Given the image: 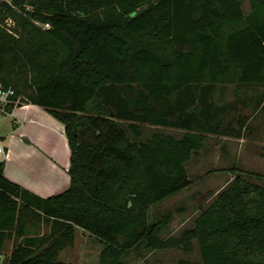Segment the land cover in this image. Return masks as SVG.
<instances>
[{
	"label": "trees",
	"instance_id": "trees-1",
	"mask_svg": "<svg viewBox=\"0 0 264 264\" xmlns=\"http://www.w3.org/2000/svg\"><path fill=\"white\" fill-rule=\"evenodd\" d=\"M248 2L245 14L244 0H0V85L62 123L70 148V186L47 198L0 162V253L13 243L3 264H68L57 251L75 227L103 245L100 264H123L141 241L195 244L199 261L177 264H264V187L239 175L179 236L162 241L169 220H149L191 185L206 136L236 132L214 88L262 106L264 0ZM143 125L183 133L141 141ZM40 225L48 233L32 234Z\"/></svg>",
	"mask_w": 264,
	"mask_h": 264
},
{
	"label": "rangeland",
	"instance_id": "rangeland-1",
	"mask_svg": "<svg viewBox=\"0 0 264 264\" xmlns=\"http://www.w3.org/2000/svg\"><path fill=\"white\" fill-rule=\"evenodd\" d=\"M249 2L244 0L242 11L249 12ZM8 26L13 23L8 21ZM234 86H216L213 92L215 105H226L228 114L225 123H230L236 131L230 137L209 135L204 140V149L187 164L188 176L192 183L184 190L154 204L149 210L150 223L169 220L162 225L157 234L159 239L166 240L193 225L201 209H205L224 190L236 176L264 187V159L259 156L264 147V101L255 109L256 100L239 101L235 97ZM246 96H252L246 92ZM259 97L261 94H258ZM245 98V97H244ZM250 98V97H249ZM0 124L5 128L7 120ZM121 125L125 127L126 123ZM246 129V130H245ZM139 140L147 139L154 132H163L180 136L183 131L173 128L143 125ZM239 132V135H238ZM49 231L46 225L31 228V233L40 235ZM71 241L63 240L57 251V260L68 264H100L103 245L81 228H74ZM13 249V243L7 241L1 254L7 258ZM196 245L185 252L178 248H150L146 241H141L121 257L123 264H177L180 260L199 261Z\"/></svg>",
	"mask_w": 264,
	"mask_h": 264
},
{
	"label": "crops",
	"instance_id": "crops-1",
	"mask_svg": "<svg viewBox=\"0 0 264 264\" xmlns=\"http://www.w3.org/2000/svg\"><path fill=\"white\" fill-rule=\"evenodd\" d=\"M8 117L0 130L5 147L4 176L42 198L67 190L70 148L63 124L33 104L15 108L5 119Z\"/></svg>",
	"mask_w": 264,
	"mask_h": 264
},
{
	"label": "built area",
	"instance_id": "built-area-1",
	"mask_svg": "<svg viewBox=\"0 0 264 264\" xmlns=\"http://www.w3.org/2000/svg\"><path fill=\"white\" fill-rule=\"evenodd\" d=\"M36 24H38L36 22ZM44 28H48L45 25ZM15 91L12 87H4L0 85V124L6 116L10 115L15 108L25 107L27 104L20 102V97L15 98ZM5 158V147L0 141V162ZM4 255L0 253V264L4 263Z\"/></svg>",
	"mask_w": 264,
	"mask_h": 264
}]
</instances>
